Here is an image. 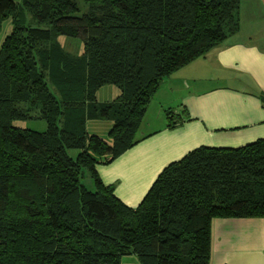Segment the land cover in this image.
Wrapping results in <instances>:
<instances>
[{
    "label": "trees",
    "instance_id": "16d2710c",
    "mask_svg": "<svg viewBox=\"0 0 264 264\" xmlns=\"http://www.w3.org/2000/svg\"><path fill=\"white\" fill-rule=\"evenodd\" d=\"M82 1L84 12L78 0H0V35L11 27L0 44V264H123L126 254L211 264L214 220L264 217V138L189 151L136 206L98 166L144 138L166 77L240 29L242 0ZM64 34L84 43L75 62ZM106 86L117 94L101 102ZM183 111L168 127L191 119ZM33 118L46 129L18 124ZM94 119L112 122L108 137L89 131Z\"/></svg>",
    "mask_w": 264,
    "mask_h": 264
},
{
    "label": "crops",
    "instance_id": "0c3cea01",
    "mask_svg": "<svg viewBox=\"0 0 264 264\" xmlns=\"http://www.w3.org/2000/svg\"><path fill=\"white\" fill-rule=\"evenodd\" d=\"M240 29L166 77L191 119L144 137L98 171L136 206L169 163L202 146L239 147L264 138V0H242ZM167 80H169L167 82ZM183 113H185L183 111ZM211 264H264V217L218 218Z\"/></svg>",
    "mask_w": 264,
    "mask_h": 264
},
{
    "label": "rangeland",
    "instance_id": "374dc122",
    "mask_svg": "<svg viewBox=\"0 0 264 264\" xmlns=\"http://www.w3.org/2000/svg\"><path fill=\"white\" fill-rule=\"evenodd\" d=\"M78 4L82 12L87 10V5L82 1L78 0ZM11 29L10 22H6L4 26V30L0 35V44L3 41L5 35ZM58 42L60 46L64 49V51L70 54L71 62H75L77 56L83 54L84 52V43L81 38H77L71 35H61L58 38ZM180 71V70H178ZM49 73V69H47ZM177 72V71H176ZM175 72V73H176ZM55 76L59 74V70L54 71ZM52 73L50 72L51 79ZM169 80H167L168 82ZM117 88L114 86H106L99 92V100L101 102L111 100L116 96ZM181 95L173 94L167 90V88L161 86L157 90V92L152 97L151 101L147 106V110L143 119V123L140 128V133L142 134H151L161 128V126H168L170 122L177 119L181 109ZM35 115H38V112H33ZM37 117V116H36ZM19 125L23 127H29L36 130H45L47 127L46 121L33 118L27 121L19 122ZM112 126V122L106 119H94L90 120L87 124V127L91 133H97L102 135L103 137H108L109 130ZM75 155V152H72ZM85 183L90 187L94 188V181L89 176L86 177ZM216 225V220L214 223ZM215 229L213 232V237L215 240ZM122 263L123 264H141L139 258L134 254H126L122 256Z\"/></svg>",
    "mask_w": 264,
    "mask_h": 264
}]
</instances>
